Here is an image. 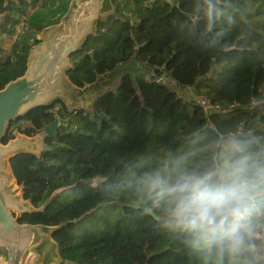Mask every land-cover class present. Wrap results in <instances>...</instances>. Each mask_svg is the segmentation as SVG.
Here are the masks:
<instances>
[{
  "label": "trees",
  "instance_id": "trees-1",
  "mask_svg": "<svg viewBox=\"0 0 264 264\" xmlns=\"http://www.w3.org/2000/svg\"><path fill=\"white\" fill-rule=\"evenodd\" d=\"M69 1L0 0V33L10 35L21 23L18 38L0 48V90L23 75L35 36L51 26L35 12L60 2V19ZM112 6V16L70 57L73 85L134 60L222 109L205 114L168 85L124 72L89 112L68 113L55 103L10 122L3 144L14 130L34 137L59 123L40 159H10L23 199L42 208L18 223L57 228L60 264H199L118 182L186 149L194 133L238 126L264 136V0H113Z\"/></svg>",
  "mask_w": 264,
  "mask_h": 264
},
{
  "label": "clouds",
  "instance_id": "clouds-1",
  "mask_svg": "<svg viewBox=\"0 0 264 264\" xmlns=\"http://www.w3.org/2000/svg\"><path fill=\"white\" fill-rule=\"evenodd\" d=\"M193 135L119 186L199 264H264V136L238 126Z\"/></svg>",
  "mask_w": 264,
  "mask_h": 264
},
{
  "label": "water",
  "instance_id": "water-1",
  "mask_svg": "<svg viewBox=\"0 0 264 264\" xmlns=\"http://www.w3.org/2000/svg\"><path fill=\"white\" fill-rule=\"evenodd\" d=\"M113 0H70L58 23L48 26L35 37L22 76L0 90V264H58L60 256L53 234L54 227L19 224L21 216L41 212L22 197V189L10 169V159L32 155L40 159L49 149L44 140L59 126L53 121L41 133L26 137L17 130L2 143L10 122L37 108L61 103L68 111H88L94 101L112 90L122 71L117 68L82 87L67 77L72 69L71 55L82 50L85 41L96 35L98 23L113 14ZM93 69V66L90 67ZM103 115H100L102 118Z\"/></svg>",
  "mask_w": 264,
  "mask_h": 264
},
{
  "label": "rangeland",
  "instance_id": "rangeland-1",
  "mask_svg": "<svg viewBox=\"0 0 264 264\" xmlns=\"http://www.w3.org/2000/svg\"><path fill=\"white\" fill-rule=\"evenodd\" d=\"M62 1L64 2V0ZM58 3L60 5V2ZM59 5L56 4L53 6V8L52 7L48 8L46 11H36L35 14L41 17V21L43 22L44 25L56 24L59 20L58 17L61 14V9ZM20 34H21V23L17 25V27H15L13 33L10 35L0 33V48L8 49ZM122 72L128 73L133 79H136L137 77H144L146 79L151 80L157 77V75L153 73V70L145 68L142 64L137 63L134 60L128 63L122 69ZM168 86L173 90H175L179 96L186 97L188 100L193 99L194 95H196L192 93L194 90L189 87L178 88V86L176 85H168Z\"/></svg>",
  "mask_w": 264,
  "mask_h": 264
},
{
  "label": "built area",
  "instance_id": "built-area-1",
  "mask_svg": "<svg viewBox=\"0 0 264 264\" xmlns=\"http://www.w3.org/2000/svg\"><path fill=\"white\" fill-rule=\"evenodd\" d=\"M155 80L157 82H160V83L165 84V85H176L175 82L173 80H171L168 76H166L164 73H160V75H157ZM192 93L196 94V93H194V91ZM191 101H193L196 105H198L203 110V112L205 114H209L211 112H217V111H220L222 109L220 106L212 104L209 101V99L203 95L196 94V95H194L193 99H191ZM56 110H57V108H55V111ZM55 117L56 116L54 115V118Z\"/></svg>",
  "mask_w": 264,
  "mask_h": 264
},
{
  "label": "crops",
  "instance_id": "crops-1",
  "mask_svg": "<svg viewBox=\"0 0 264 264\" xmlns=\"http://www.w3.org/2000/svg\"><path fill=\"white\" fill-rule=\"evenodd\" d=\"M56 4L59 5L58 2H57ZM52 8H53V7H52ZM66 9H67V7H66ZM66 9H65V11H66ZM65 11L63 12V14L65 13ZM63 14H62V15H63ZM0 23H1V17H0ZM37 35H38V34H37ZM37 35H36V36H37ZM36 36H35V37H36ZM120 69H121V68H120ZM122 69H123V68H122ZM122 69H121V71H122ZM123 73H124V72H122V75H123ZM153 73L156 74L154 71H153ZM119 79H120V78H119ZM119 79H118V80H119ZM117 82H118V81H117ZM116 84H117V83H116ZM115 86H116V85H115ZM115 86H114V87H115ZM114 87H113V88H114ZM113 88H112V89H113ZM180 97H181V96H180ZM182 98L185 99V100H188L186 97H182ZM90 108H91V107L88 108V111H87V112L90 111ZM60 261H61V260H60ZM58 264H60V262H59Z\"/></svg>",
  "mask_w": 264,
  "mask_h": 264
}]
</instances>
